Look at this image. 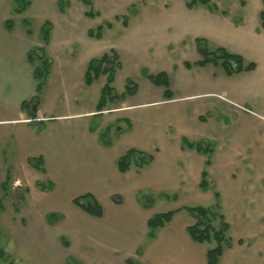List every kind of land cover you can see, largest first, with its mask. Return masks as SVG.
I'll list each match as a JSON object with an SVG mask.
<instances>
[{
	"label": "crops",
	"instance_id": "crops-1",
	"mask_svg": "<svg viewBox=\"0 0 264 264\" xmlns=\"http://www.w3.org/2000/svg\"><path fill=\"white\" fill-rule=\"evenodd\" d=\"M22 1L21 8L12 0L13 14H0V186L11 176L28 193L21 207L8 208L12 215L3 227L16 232L20 250L0 251V264L41 257L48 264H207L213 244L195 243L187 232L194 220L184 209L196 206H217L229 226L232 246L220 264H264V123L247 109L220 104L212 118V103L193 96H156L136 107H126V97L110 104L112 114L103 118L105 109L96 108L100 92L91 102L86 98L95 81L87 86L85 73L97 58L89 57L97 45L88 42L89 30L51 24L44 41L46 22L33 33L26 16L33 14L30 2ZM41 55L50 71L33 118L22 106L36 96L33 72ZM243 73L250 72L235 75ZM95 118L101 123L92 127ZM109 119L126 126L112 142L100 138ZM183 140L202 146L189 149ZM129 150L151 156V163L120 173L116 160ZM36 157L45 174L28 166ZM37 184L52 188L42 191ZM86 195L101 207L100 218L73 203ZM168 212L174 213L171 221L148 239V220ZM57 247L65 252L56 257Z\"/></svg>",
	"mask_w": 264,
	"mask_h": 264
},
{
	"label": "rangeland",
	"instance_id": "rangeland-1",
	"mask_svg": "<svg viewBox=\"0 0 264 264\" xmlns=\"http://www.w3.org/2000/svg\"><path fill=\"white\" fill-rule=\"evenodd\" d=\"M28 1L30 11H27L33 14L26 16L33 33L45 22L56 29L75 26L78 30L94 32L103 26L101 39L86 37L88 42H97L89 57L98 59L111 51L117 54L121 67L114 76L115 93L120 95L124 92L126 80L137 87V94L127 98L126 107L145 105L157 100L156 96L162 99L163 89L153 86L143 73L157 75L164 72L173 97L193 96L196 102L204 99L212 103V118L217 114L213 107L220 104L234 111L247 109L264 123V0H209L207 5L193 4L191 9L185 7L186 0H90L91 11L98 14L95 18L86 17L89 9L81 0H63L66 3L63 13L58 12L55 0ZM14 5L12 0H0V14H13ZM123 19H126L125 25ZM181 23L186 30L184 32L178 29L182 27ZM106 24L110 27L106 28ZM193 36L197 38L193 39ZM178 38L181 39L178 41ZM197 39L204 40L209 51L222 48L240 56L244 64H256V69L231 78L224 75L221 67L213 65L204 69L193 66L187 71L184 63L193 64L201 59L196 51ZM78 51L79 48L76 55L80 58L82 54ZM209 77L212 78L210 81ZM104 83L105 77H100L88 90L86 98L90 102ZM62 102L59 100L58 104ZM39 103L40 99L37 106ZM154 106L156 104L149 108ZM109 109L110 106L104 110L103 118L112 114ZM100 123L101 119L95 118L92 127ZM125 127L109 119L100 138L112 142ZM23 189L24 183L14 182L11 176L6 189H0V203L4 208L0 217L2 252L11 248L20 250L16 232L12 235L3 227L5 220L12 215L8 208H19L26 202L27 194ZM140 200L147 201L148 198L140 197ZM24 232L23 236L27 234ZM57 248L56 257L60 251L65 252L62 247ZM23 264H48V261L41 257L38 262L28 259Z\"/></svg>",
	"mask_w": 264,
	"mask_h": 264
},
{
	"label": "trees",
	"instance_id": "trees-1",
	"mask_svg": "<svg viewBox=\"0 0 264 264\" xmlns=\"http://www.w3.org/2000/svg\"><path fill=\"white\" fill-rule=\"evenodd\" d=\"M82 4L89 9L86 12V17L95 18L98 16L97 13L91 11L92 3L90 0H81ZM16 6L24 7L25 3L22 0H14ZM209 0H186V8L191 9L193 4L207 5ZM58 10L63 13L66 8V3L63 0H57ZM126 19H123V24L125 25ZM106 28H109L110 25L106 24ZM50 26L46 22L43 26V37L44 41L48 37ZM103 26L97 28V32L88 31V36L95 38L97 40L101 39ZM197 52L200 56V60L197 62L184 63L186 69H190L193 66L204 67L206 65H213L216 67H221L227 76H232L241 72H251L255 69L254 63L244 64L242 58L238 55L231 54L222 48H217L212 52L208 50L206 42L204 40L197 39ZM38 51V50H37ZM35 57V58H34ZM31 59L36 61V56L31 54ZM37 60L39 65L34 68L33 76L36 81V96L29 101L24 103L22 108L27 110L28 113L34 118L35 113H32V106L37 101V95L42 91L46 79L50 71V61L45 58L43 55L38 56ZM120 69V64L118 62V56L115 52L111 51L108 54L101 56L98 59H91L88 63L87 70L85 73V84L87 86L92 85V83L98 80L100 77H105V83L102 86L100 91V97L97 103V111L101 112L106 109L110 104L123 101L126 97H133L137 93V87L133 84L132 81L126 80L125 90L122 94L118 95L115 93L113 88L114 76L116 72ZM143 76L150 81V83L155 86L162 88L164 90L163 98L166 101H170L173 98V93L169 89V82L167 75L164 72H161L157 75H148L143 73ZM41 129V128H40ZM183 146L189 149H195L199 151L202 144L188 143L186 140L182 141ZM207 154L211 151L207 147ZM152 161L151 156H148L143 153H139L135 150L127 151L123 156L119 157L116 160V166L120 173L127 172L132 164L138 169L146 167ZM29 167L35 171L45 174L44 164L41 157L29 158L27 160ZM208 164V163H207ZM206 174H202L201 187H206ZM10 182L9 176H6L3 184L0 186V189H6V186ZM37 187L42 191H50L52 186L45 184H37ZM24 192L27 194L28 189H24ZM77 207L85 211L88 215L100 218L102 215L101 207L91 196L80 197L73 202ZM184 211L194 220V225L187 229V232L190 238L198 244L210 245L213 244V247L210 248L206 253V263L207 264H220V258L224 249L230 248L232 246V240L228 237L229 226L225 222L224 217L219 213V208L217 206L211 208H205L201 206L185 208ZM3 212V205L0 203V215ZM174 213L168 212L163 214H158L153 216L148 220V239H152L157 230L163 228L168 224ZM53 215H49V218ZM216 224V226H215ZM73 262V261H72ZM128 264H131L128 261Z\"/></svg>",
	"mask_w": 264,
	"mask_h": 264
},
{
	"label": "water",
	"instance_id": "water-1",
	"mask_svg": "<svg viewBox=\"0 0 264 264\" xmlns=\"http://www.w3.org/2000/svg\"><path fill=\"white\" fill-rule=\"evenodd\" d=\"M35 111H36V102L32 106V113H35Z\"/></svg>",
	"mask_w": 264,
	"mask_h": 264
}]
</instances>
